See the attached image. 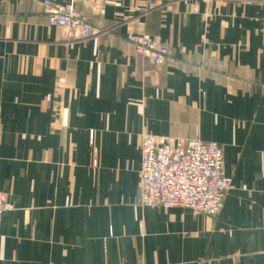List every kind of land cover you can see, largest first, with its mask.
<instances>
[{
    "label": "crops",
    "instance_id": "1",
    "mask_svg": "<svg viewBox=\"0 0 264 264\" xmlns=\"http://www.w3.org/2000/svg\"><path fill=\"white\" fill-rule=\"evenodd\" d=\"M71 1L0 0V264H264V0ZM143 131L219 144L216 216L140 204Z\"/></svg>",
    "mask_w": 264,
    "mask_h": 264
},
{
    "label": "built area",
    "instance_id": "2",
    "mask_svg": "<svg viewBox=\"0 0 264 264\" xmlns=\"http://www.w3.org/2000/svg\"><path fill=\"white\" fill-rule=\"evenodd\" d=\"M49 25L61 28L70 40L98 33L74 8L73 2L42 0ZM126 40L134 54L161 64L167 49L156 38L129 32ZM139 202L142 206L188 208L216 216L232 187V176L223 168V154L216 142L198 138L171 139L146 131L139 136ZM10 205L0 191V221Z\"/></svg>",
    "mask_w": 264,
    "mask_h": 264
}]
</instances>
